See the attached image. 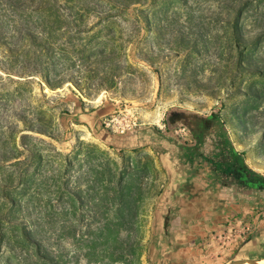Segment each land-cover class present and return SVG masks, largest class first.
I'll list each match as a JSON object with an SVG mask.
<instances>
[{
	"label": "rangeland",
	"instance_id": "1",
	"mask_svg": "<svg viewBox=\"0 0 264 264\" xmlns=\"http://www.w3.org/2000/svg\"><path fill=\"white\" fill-rule=\"evenodd\" d=\"M172 110L219 113L264 177V0H0V213L20 205L55 264L169 263L154 213L171 155L127 136L182 140ZM121 180L141 201L124 231ZM5 233L0 263L19 264L20 230Z\"/></svg>",
	"mask_w": 264,
	"mask_h": 264
},
{
	"label": "crops",
	"instance_id": "2",
	"mask_svg": "<svg viewBox=\"0 0 264 264\" xmlns=\"http://www.w3.org/2000/svg\"><path fill=\"white\" fill-rule=\"evenodd\" d=\"M167 182L155 207V223L169 221L168 264H228L264 260L262 201L228 198L205 164L166 167ZM160 219H162L160 221ZM238 220L252 227L245 233Z\"/></svg>",
	"mask_w": 264,
	"mask_h": 264
},
{
	"label": "trees",
	"instance_id": "3",
	"mask_svg": "<svg viewBox=\"0 0 264 264\" xmlns=\"http://www.w3.org/2000/svg\"><path fill=\"white\" fill-rule=\"evenodd\" d=\"M175 111H182V110H172L167 114V118L168 116ZM189 112V111H186ZM216 116V119L218 120V122L220 123V125L223 127V131L226 135V140L228 142V145L230 146L231 150H232V161L229 162L231 164H229V168H228V172L226 173L225 171H221L220 166L218 164L213 165V169L214 171L218 174L217 176H224V178H226V181L229 180V183L234 184L232 185V187L230 188H226V185H222V183L224 184V181H221V190L223 191V193L230 199H236V200H241V201H246V202H250L253 201L252 199L248 198V193L252 192L253 188H255V185H246V187L239 185L240 183L237 182H233V179L235 178V180L237 181V178L239 175H237L234 171L233 164L234 162H237V165L239 168H241L242 172L244 173L245 178L249 179L251 178H256L258 180L257 183H259V185H261L264 188V177L260 176L259 174H257L255 171H253L250 167H248V165L245 162L244 159V155L240 152H238L232 142L230 141L227 131L224 127V124L219 116V113H212ZM167 120V119H166ZM222 122V123H221ZM166 125H167V121H166ZM157 130V129H156ZM144 132H148V131H143L138 135V138H132L133 140H139V139H147L145 137H149L150 135L152 136V134H149L147 136V134H145ZM151 132V131H150ZM158 133V136H153L151 137V142H156L159 147H162V149L164 150L165 154H173L171 156L174 155H178V150H180V143L179 141L168 134L163 133L162 131H156ZM145 134V136H144ZM154 135V134H153ZM150 141V140H148ZM188 151L190 152V154L195 155L194 149H188ZM191 155V161L189 166H193L195 162H197L196 158L194 156ZM173 158V157H172ZM18 157H12L8 162L13 161V160H17ZM243 176V179H244ZM120 183L118 184L117 190L116 189H109V192H115V193H119V197H118V201L121 206V211L120 213L117 214V218L120 221V227L121 230L124 231L125 226H127V224H129L128 217L132 218V210L131 208H136L137 210V205L141 202L139 199H134L133 197V190L134 188H130L127 185H123L125 183H123V181H119ZM111 183V182H110ZM228 183V182H227ZM220 184V181H219ZM258 186V185H256ZM258 187H256L257 189ZM138 190V189H137ZM259 193V192H258ZM139 194H140V189H139ZM252 194L255 196H257L256 193L252 192ZM108 200V199H107ZM260 198H258L256 201H259ZM5 204H4V209L3 211L0 213V249L2 248L1 243L4 242V239L6 238V233L5 231H7L9 228H18L20 230V236L18 238V240L16 241V245L15 247L17 249L20 250V252H22V258L20 257L19 260V264H55V260H54V256H53V252L52 249L50 247V244L47 243L40 237L39 231L38 229V225H36V221L33 222H29L28 223V218L27 216H23V217H19L13 214V211L15 209H17L20 205L14 203L13 201L9 200L8 198L4 199ZM115 201V199H114ZM261 201H263L261 199ZM134 218H139V215L134 214L133 215ZM31 221V220H30ZM120 230V231H121ZM4 231V233H3ZM3 237V238H2ZM3 244V243H2ZM15 249L11 247V249H9V253L14 252ZM1 264V263H0ZM6 264H10L9 262H6Z\"/></svg>",
	"mask_w": 264,
	"mask_h": 264
},
{
	"label": "flooded vegetation",
	"instance_id": "4",
	"mask_svg": "<svg viewBox=\"0 0 264 264\" xmlns=\"http://www.w3.org/2000/svg\"><path fill=\"white\" fill-rule=\"evenodd\" d=\"M166 121V131H170L174 126L177 125L183 127V129H180V131H185L183 133L185 137L182 135V140H178L176 138L180 143V150H178V155L171 156V160L175 159L182 165L189 166V161H191L192 154H190L188 149H194L193 153L195 155L192 156H194L197 160L194 165H207L215 177V182L219 184L220 181L219 186L221 188V181L223 180L225 181L224 184L222 183V185H226V188H230L232 185H234L229 183V180L226 181V178H224L223 175L217 176L218 174L213 169V165L218 164L221 171H225L227 173L229 171L228 168L230 167L229 164H231L229 162L232 161V150L226 140L223 127L220 125L214 114L211 113L209 115H199L190 111H175L168 116ZM143 131H148L144 132L145 134H152V136L150 135V138L155 135L158 136V133L156 132L158 130L150 127L147 129L132 131V133L127 136V138L130 141H133L132 138H138V135ZM149 134H147V136ZM141 140L142 139H139L137 142ZM170 155L173 154L170 153L169 156ZM233 167H236L234 168V171L237 175H239L237 181L234 178L233 182L240 183L239 185L244 187H246V185H255V188L251 190H253L252 192L256 193L257 196H255V194L253 195L252 192H249L247 195L248 198L252 200H257L260 198L259 201L262 199V202H264V188L259 185V183H257L258 180L256 178H245L244 173L241 171L242 169L238 167L237 162H234ZM256 187L258 188L256 189Z\"/></svg>",
	"mask_w": 264,
	"mask_h": 264
},
{
	"label": "built area",
	"instance_id": "5",
	"mask_svg": "<svg viewBox=\"0 0 264 264\" xmlns=\"http://www.w3.org/2000/svg\"><path fill=\"white\" fill-rule=\"evenodd\" d=\"M104 125L106 127V129H111L113 133L118 134L120 136L126 135V133L130 132L128 131V129L125 127V125L122 123V121H120L118 118L112 117L111 119L107 120L106 122H104ZM238 226H244L246 225L244 232L245 233H250V231L252 230V227L249 224H246L244 221L242 220H238Z\"/></svg>",
	"mask_w": 264,
	"mask_h": 264
},
{
	"label": "water",
	"instance_id": "6",
	"mask_svg": "<svg viewBox=\"0 0 264 264\" xmlns=\"http://www.w3.org/2000/svg\"><path fill=\"white\" fill-rule=\"evenodd\" d=\"M228 264H263L259 261H255V260H248V259H245V260H236L234 262H230Z\"/></svg>",
	"mask_w": 264,
	"mask_h": 264
},
{
	"label": "bare ground",
	"instance_id": "7",
	"mask_svg": "<svg viewBox=\"0 0 264 264\" xmlns=\"http://www.w3.org/2000/svg\"><path fill=\"white\" fill-rule=\"evenodd\" d=\"M264 264V263H263Z\"/></svg>",
	"mask_w": 264,
	"mask_h": 264
}]
</instances>
